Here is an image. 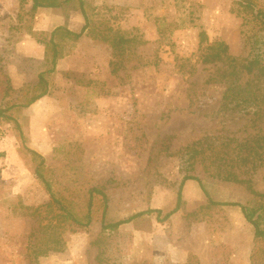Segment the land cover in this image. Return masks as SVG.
I'll use <instances>...</instances> for the list:
<instances>
[{
  "label": "rangeland",
  "instance_id": "374dc122",
  "mask_svg": "<svg viewBox=\"0 0 264 264\" xmlns=\"http://www.w3.org/2000/svg\"><path fill=\"white\" fill-rule=\"evenodd\" d=\"M84 1L87 20L66 6L0 0V108L32 95L40 72L50 81L47 95L8 111L22 138L0 117V264H99L100 250L110 264H264V236L241 206L212 202L243 204L264 227V201L216 165H240L239 177L264 193V155L252 168L235 150L264 143V28L245 22L235 0ZM62 25L85 30L59 31L49 73L45 43ZM217 41L227 55L205 63ZM25 146L43 156L57 201ZM185 175L205 190L187 180L164 219ZM93 188L107 202L94 194L84 226Z\"/></svg>",
  "mask_w": 264,
  "mask_h": 264
},
{
  "label": "trees",
  "instance_id": "16d2710c",
  "mask_svg": "<svg viewBox=\"0 0 264 264\" xmlns=\"http://www.w3.org/2000/svg\"><path fill=\"white\" fill-rule=\"evenodd\" d=\"M235 3L237 4V7H234L233 10L238 12V13H242V15L245 17V22L249 23L251 21H255L261 25V28H264V9L259 5V3L256 0H235ZM65 6H66V8H64V9L68 8V9L80 10L82 12V14L84 15V18L87 20L86 3L84 0H33L32 10L35 11L40 7H43V8L61 7V8H63ZM66 13H69V12H66ZM246 13H248V15H251V17H247L245 15ZM84 30H85V26L82 28V30L80 32H76V31H72L71 29H68L67 27L62 25V26L56 27L52 31L50 41L45 43V46L52 52V55L49 58H50V61L53 65V67L48 70L49 73H53L55 71V66H56L57 60L60 56L59 45H58V42L56 40V36H57V34H59V31L60 32L63 31L64 36H68L71 38L72 37L73 38H79L82 35ZM200 37H201V42H204L205 38H206L205 33L201 32ZM126 41H128V39L126 40L124 37H121V38L115 39L114 42H115V44H122L123 42H126ZM206 49H207V53L204 55V62L205 63H212V62H215L217 60H221L228 53V45L223 41L214 42L211 45L207 46ZM38 76H39L38 83L36 85H34L33 87L29 86L28 90L26 91V93L31 92L32 95H28V97L26 95L25 100L22 102H15V103H12L11 105H9L5 108H0V117L1 118L3 117L5 120H7V122H14L21 138L24 136L21 124L13 115L8 113V111H10L15 106H17V107H21V106L22 107H28L32 103L36 102L38 99L44 97L45 95H47L50 92L49 91L50 81L47 77H45L44 72H40ZM237 82H238V80H237ZM261 137H262V139H264V135ZM259 140L260 139H258V141H256V143H254L252 146H249V144H248L249 141H245V142L241 141L237 145V147H235L236 152L238 151V153L242 154L241 159L243 160L244 166L248 167L250 164V166H252V168H253L254 165H256V162H259L260 160L263 159L264 143H262L261 140L259 142ZM199 145H202V140H199V141L192 143V145L188 146V148H190L194 151L195 149L197 150V147ZM200 148H203V146H201ZM237 148H238V150H237ZM25 149L28 152H30L36 160L39 161V164H38L35 172L38 175V177L46 184V188L49 191V193L51 194L52 198L57 201V199L53 193V190L51 188V185L45 179V176H44L43 169H44V165H45V160H44L43 156L41 154H39L37 151H35V150H33L27 146H25ZM196 152H199V151H196ZM230 154H235V151H234V153H230ZM237 156H239V155H237ZM224 161L226 162V160H224ZM224 161L222 162V160H220L216 163L217 170H218L219 174L222 176L221 178L227 179L230 181L234 180L236 182H240V183L245 184L246 188L249 190V192L252 193V195L254 197L258 198L259 201H261V200L264 201V193L258 192L253 187L252 179L251 178H249V179L240 178L238 175L239 173L234 171V168L239 167L240 165H237V166L231 165V168H230V165H228L227 162L225 163ZM190 179L198 180L201 183L202 188L205 190V185L200 178H198L196 176H192V175H185L183 180L181 181L179 192H178V204H177L176 208H174L172 211L168 212L164 216V219L170 217L174 212H176L180 208L183 186H184L185 182L187 180H190ZM95 193L102 194L104 196L105 202H107V196L102 190H100L98 188L91 189V191H90V203H89L88 212L86 215L87 221L86 222L78 221L79 224H81V225L85 226V225L89 224V222L92 220V207H93V198H94ZM212 202L214 204H219V205L232 204V205L241 206L242 211L244 212L247 220L254 225L255 234L258 236H264V227H262L260 215L255 217L256 211H251L247 206L240 204V203H235V202L228 203L225 201H212ZM63 210L65 211L66 215L69 218H71L73 220H77L75 218L74 214L71 211H69L66 207H63ZM255 210H257V209H255ZM148 212H152V210L139 212V213H136L133 216L127 218V219H122L119 221L104 224L103 229H106V228L116 229L119 226H121L122 224H125V223L131 221L132 219H134L138 216H141L145 213H148ZM157 212L159 214L161 213L160 210H157ZM96 258H97L99 264H110L109 259L105 256L104 250H100L98 252Z\"/></svg>",
  "mask_w": 264,
  "mask_h": 264
},
{
  "label": "crops",
  "instance_id": "0c3cea01",
  "mask_svg": "<svg viewBox=\"0 0 264 264\" xmlns=\"http://www.w3.org/2000/svg\"><path fill=\"white\" fill-rule=\"evenodd\" d=\"M30 1H32L33 2V0H30ZM33 4V3H32Z\"/></svg>",
  "mask_w": 264,
  "mask_h": 264
}]
</instances>
